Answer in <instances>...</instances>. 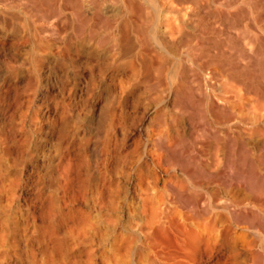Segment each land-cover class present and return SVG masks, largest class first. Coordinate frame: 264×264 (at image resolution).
Segmentation results:
<instances>
[{
	"label": "bare ground",
	"instance_id": "obj_1",
	"mask_svg": "<svg viewBox=\"0 0 264 264\" xmlns=\"http://www.w3.org/2000/svg\"><path fill=\"white\" fill-rule=\"evenodd\" d=\"M0 264H264V0H0Z\"/></svg>",
	"mask_w": 264,
	"mask_h": 264
}]
</instances>
